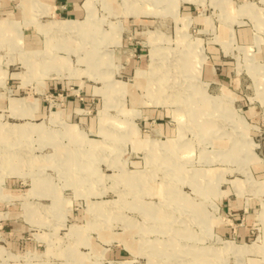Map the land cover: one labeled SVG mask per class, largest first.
<instances>
[{
  "label": "rangeland",
  "instance_id": "rangeland-1",
  "mask_svg": "<svg viewBox=\"0 0 264 264\" xmlns=\"http://www.w3.org/2000/svg\"><path fill=\"white\" fill-rule=\"evenodd\" d=\"M79 2L0 0V264H264V0Z\"/></svg>",
  "mask_w": 264,
  "mask_h": 264
},
{
  "label": "crops",
  "instance_id": "crops-1",
  "mask_svg": "<svg viewBox=\"0 0 264 264\" xmlns=\"http://www.w3.org/2000/svg\"><path fill=\"white\" fill-rule=\"evenodd\" d=\"M37 1H41L45 5L49 4V2L52 3L50 6L52 9H55H53L55 11V14L62 13L68 17L75 18L71 20H76L84 14L83 6L79 2V0H46L48 1L47 4L46 2H44V0Z\"/></svg>",
  "mask_w": 264,
  "mask_h": 264
},
{
  "label": "bare ground",
  "instance_id": "bare-ground-1",
  "mask_svg": "<svg viewBox=\"0 0 264 264\" xmlns=\"http://www.w3.org/2000/svg\"><path fill=\"white\" fill-rule=\"evenodd\" d=\"M67 21H70V20H67ZM69 24H70V23H69ZM70 25H71V24H70ZM64 26H69V25H68V23H67V22H64V23L60 24V26H59V27H60L61 29H63V27H64ZM69 28H70V27H69ZM69 28H68V29H69ZM63 30H64V29H63ZM160 86H161V84L158 82V85H157V87H160Z\"/></svg>",
  "mask_w": 264,
  "mask_h": 264
}]
</instances>
